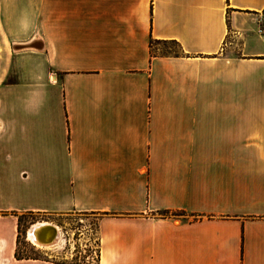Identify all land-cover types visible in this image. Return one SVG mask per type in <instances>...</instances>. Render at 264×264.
Segmentation results:
<instances>
[{"label":"crops","instance_id":"1","mask_svg":"<svg viewBox=\"0 0 264 264\" xmlns=\"http://www.w3.org/2000/svg\"><path fill=\"white\" fill-rule=\"evenodd\" d=\"M263 12L0 0V264H87L15 255L77 214L97 264H264Z\"/></svg>","mask_w":264,"mask_h":264},{"label":"built area","instance_id":"2","mask_svg":"<svg viewBox=\"0 0 264 264\" xmlns=\"http://www.w3.org/2000/svg\"><path fill=\"white\" fill-rule=\"evenodd\" d=\"M72 222L73 224L78 225V228L76 226L75 229L79 231L78 233L80 234V236L85 239V245L82 246L81 242L79 241L80 244L75 247V241L72 243L70 240H63V230L61 228L62 226H60L58 227L60 239L57 244L46 249L48 252H50V254H45V257L57 261L61 260L72 263L97 264L99 261L100 251L96 221L87 215L77 214L73 217ZM27 240L32 245L37 246L36 244L32 243L29 239ZM65 247H67L68 249L65 250Z\"/></svg>","mask_w":264,"mask_h":264},{"label":"rangeland","instance_id":"3","mask_svg":"<svg viewBox=\"0 0 264 264\" xmlns=\"http://www.w3.org/2000/svg\"><path fill=\"white\" fill-rule=\"evenodd\" d=\"M260 31H261V34L264 36V13H263V19L260 23ZM159 48L162 52H168V51L175 52L178 50L177 47L174 45H160ZM73 217L69 219L65 224L61 225L62 226L61 228L63 230L62 239L63 240L65 239L66 241L70 240L72 243L75 241V247H77L80 244V242L83 246L85 245V242H84L85 239H83V237L80 236V234L78 233L79 231L75 229L76 226L78 228V225L73 224L72 222ZM37 223H48V221L41 219L39 218V216H35V215H25L20 219L18 236H17V248H16V252L19 255V257L43 258L45 257V254H50V252L46 250L48 248H42V247L40 248L39 246H34L25 237V233L27 229L31 225L33 226ZM67 249L68 248L65 247V250ZM61 262H64V261H61Z\"/></svg>","mask_w":264,"mask_h":264},{"label":"bare ground","instance_id":"4","mask_svg":"<svg viewBox=\"0 0 264 264\" xmlns=\"http://www.w3.org/2000/svg\"><path fill=\"white\" fill-rule=\"evenodd\" d=\"M28 239L40 248H49L59 241V229L48 223H37L33 225L28 233Z\"/></svg>","mask_w":264,"mask_h":264},{"label":"trees","instance_id":"5","mask_svg":"<svg viewBox=\"0 0 264 264\" xmlns=\"http://www.w3.org/2000/svg\"><path fill=\"white\" fill-rule=\"evenodd\" d=\"M264 13V12H263ZM19 223H20V218H19ZM18 228H19V225H18ZM16 257L17 258H26V257H19V255L17 254V252L15 253ZM30 258V257H29Z\"/></svg>","mask_w":264,"mask_h":264},{"label":"water","instance_id":"6","mask_svg":"<svg viewBox=\"0 0 264 264\" xmlns=\"http://www.w3.org/2000/svg\"><path fill=\"white\" fill-rule=\"evenodd\" d=\"M32 226H30L28 229H27V231H26V233H25V237L28 239V235H27V233H28V231H29V229L31 228Z\"/></svg>","mask_w":264,"mask_h":264}]
</instances>
